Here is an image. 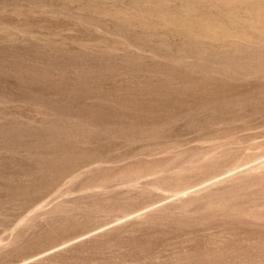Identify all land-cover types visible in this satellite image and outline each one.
<instances>
[{
    "label": "rangeland",
    "instance_id": "1",
    "mask_svg": "<svg viewBox=\"0 0 264 264\" xmlns=\"http://www.w3.org/2000/svg\"><path fill=\"white\" fill-rule=\"evenodd\" d=\"M0 264H264V0H0Z\"/></svg>",
    "mask_w": 264,
    "mask_h": 264
}]
</instances>
